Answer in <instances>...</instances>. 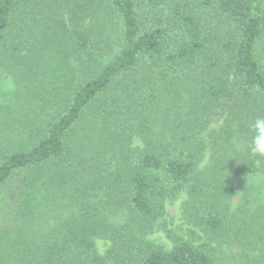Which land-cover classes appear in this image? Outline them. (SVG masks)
<instances>
[{
	"label": "trees",
	"instance_id": "16d2710c",
	"mask_svg": "<svg viewBox=\"0 0 264 264\" xmlns=\"http://www.w3.org/2000/svg\"><path fill=\"white\" fill-rule=\"evenodd\" d=\"M2 72L0 264H264V0H0Z\"/></svg>",
	"mask_w": 264,
	"mask_h": 264
},
{
	"label": "rangeland",
	"instance_id": "374dc122",
	"mask_svg": "<svg viewBox=\"0 0 264 264\" xmlns=\"http://www.w3.org/2000/svg\"><path fill=\"white\" fill-rule=\"evenodd\" d=\"M7 82H8V85H10L9 77L5 75L3 72L0 73V84L4 86L6 89L8 88L6 86ZM254 198L255 200L249 199L248 201V203H250V206L252 208H255L256 206L261 204V186L259 187V189L257 188V192L256 194H254ZM235 200L237 203V197H235ZM179 206H180L179 202H177L173 206H167V209H166L167 216H166V221L164 222L163 228L165 229L166 232L170 231L175 236H181L184 239H190V237L187 235L188 228L186 224H184V222L180 219ZM8 215H9V211H7V209H2L0 207V219L6 220L8 218ZM163 228L154 232L151 236H149V238L154 240V242L158 246L167 247L171 243V240L165 236V232ZM108 244H109L108 242L97 241V247L100 252H104Z\"/></svg>",
	"mask_w": 264,
	"mask_h": 264
},
{
	"label": "clouds",
	"instance_id": "9594fccd",
	"mask_svg": "<svg viewBox=\"0 0 264 264\" xmlns=\"http://www.w3.org/2000/svg\"><path fill=\"white\" fill-rule=\"evenodd\" d=\"M248 151L253 156L264 157V116L256 117L248 125Z\"/></svg>",
	"mask_w": 264,
	"mask_h": 264
}]
</instances>
